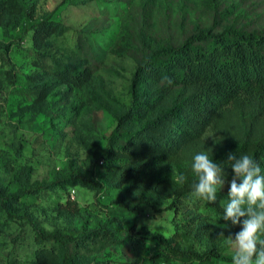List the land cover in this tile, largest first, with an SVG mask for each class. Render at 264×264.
<instances>
[{
    "label": "rangeland",
    "instance_id": "obj_1",
    "mask_svg": "<svg viewBox=\"0 0 264 264\" xmlns=\"http://www.w3.org/2000/svg\"><path fill=\"white\" fill-rule=\"evenodd\" d=\"M4 1L10 6L7 18L0 19V42L8 44L6 58L12 73L0 59V191L15 194L38 186L11 203L10 209L73 234L107 229L74 247L79 264H130L135 255L129 237L138 232L167 238L179 247L202 251L212 245L224 255L233 254L226 237L234 238L242 225L222 219L227 204L222 196L227 195L231 169H223L225 184L214 202L195 200L190 193L177 196L175 190L193 184L191 163L198 153H207L214 162L229 153L252 156L254 143L264 138V113L234 110L225 122L210 125L199 141L183 145L161 167L136 171L128 178L119 176L121 168L105 160L101 150L131 104L136 62L154 42L178 44L206 27L264 28V0H67L64 5L61 0H24L28 7L24 15L20 0ZM43 17L56 18L62 30L38 46L27 28L30 21ZM83 44L100 60L91 80L79 89L57 85L39 99L31 85L33 75H45L53 62H69L68 56L84 50ZM159 89L165 87L139 88L150 110L145 119L134 122L137 127L164 109L169 94L153 100ZM98 153L101 157L93 166L89 158ZM73 170L94 172L104 189L53 183ZM181 174L186 179L178 183ZM120 196L136 200L152 196L154 207L130 210L113 202ZM26 225L0 209V264H39L25 255ZM147 264L155 263L147 260ZM159 264L188 261L170 256Z\"/></svg>",
    "mask_w": 264,
    "mask_h": 264
},
{
    "label": "trees",
    "instance_id": "obj_2",
    "mask_svg": "<svg viewBox=\"0 0 264 264\" xmlns=\"http://www.w3.org/2000/svg\"><path fill=\"white\" fill-rule=\"evenodd\" d=\"M20 2L25 7L22 11L24 15L28 7L24 0ZM66 2L61 0L60 5ZM5 3L7 1L0 0V19L8 16L7 7L10 4ZM61 30L60 22L52 17L32 20L27 28V31H32L38 46L50 34ZM83 45L84 50L80 53L68 56L69 62H53L45 75H33L35 80L31 85L39 99L57 85L65 84L69 89H79L91 80L100 60L86 44ZM8 48V44L0 42V59L6 64L8 74H11L6 58ZM164 76L170 77L173 83H162ZM131 79V104L125 114L118 118L108 146L101 150L104 159L121 168L119 176L125 178L136 171L148 172L161 167L183 145L199 141L210 125L225 122L234 110L249 108L264 113V28L240 30L229 25L216 31L206 27L191 32L178 44L159 45L154 42L146 56L136 62ZM151 84L165 87L155 93L153 100L166 93L169 96L163 110L157 111L137 127L134 122H141L150 110V103L144 101V96H140L138 90ZM101 155L98 153L89 158L93 166ZM252 157L264 173V138L254 143ZM226 159H219L215 163L223 169H231ZM92 174L73 170L67 176L56 178L53 183L60 185L67 181L73 185L103 190V184L95 178L94 172ZM37 188L22 189L15 194L0 191V209L10 219L27 224L22 236L27 259L39 264H79L73 255L74 247L80 246L91 235L108 230L78 231L73 234L57 227L44 226L33 215L10 209L11 203L19 201L27 192H35ZM191 188L192 184L180 185L175 195L188 194ZM222 199L228 202L227 195H223ZM113 202L134 211L144 206L154 207L152 196L138 200L120 196ZM232 230L229 228V231ZM109 233L113 231L109 230ZM129 238L135 255L130 264H147V260L159 264L170 256L183 258L188 264L231 262L232 254L224 255L212 245L200 251L175 246L169 239L154 234L138 232Z\"/></svg>",
    "mask_w": 264,
    "mask_h": 264
},
{
    "label": "clouds",
    "instance_id": "obj_3",
    "mask_svg": "<svg viewBox=\"0 0 264 264\" xmlns=\"http://www.w3.org/2000/svg\"><path fill=\"white\" fill-rule=\"evenodd\" d=\"M162 83L171 85L173 81L164 76ZM226 160L230 162L233 175L222 219L230 221L232 225H242L234 238L231 235L226 237V245L233 249L231 264H264V173L260 164L250 155L237 157L229 153ZM191 171L196 178L192 184L191 197L207 203L214 202L225 184L223 168L210 159L207 153L201 152L194 155ZM185 179L181 174L177 182L183 183Z\"/></svg>",
    "mask_w": 264,
    "mask_h": 264
}]
</instances>
